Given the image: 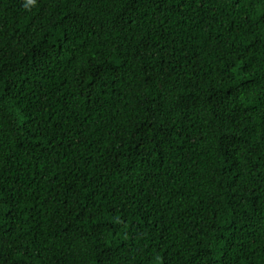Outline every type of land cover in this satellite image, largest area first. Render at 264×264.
<instances>
[{"label": "trees", "instance_id": "16d2710c", "mask_svg": "<svg viewBox=\"0 0 264 264\" xmlns=\"http://www.w3.org/2000/svg\"><path fill=\"white\" fill-rule=\"evenodd\" d=\"M0 264H264V0H0Z\"/></svg>", "mask_w": 264, "mask_h": 264}, {"label": "clouds", "instance_id": "9594fccd", "mask_svg": "<svg viewBox=\"0 0 264 264\" xmlns=\"http://www.w3.org/2000/svg\"><path fill=\"white\" fill-rule=\"evenodd\" d=\"M28 2H29V3H33V2H34V0H28Z\"/></svg>", "mask_w": 264, "mask_h": 264}]
</instances>
